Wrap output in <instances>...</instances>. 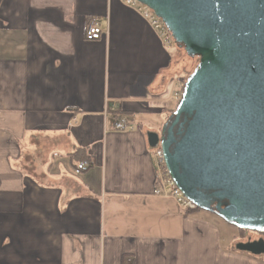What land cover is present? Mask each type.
Wrapping results in <instances>:
<instances>
[{"label":"crops","instance_id":"0c3cea01","mask_svg":"<svg viewBox=\"0 0 264 264\" xmlns=\"http://www.w3.org/2000/svg\"><path fill=\"white\" fill-rule=\"evenodd\" d=\"M184 77L122 0H0V264H264L241 230L155 195L148 134Z\"/></svg>","mask_w":264,"mask_h":264},{"label":"water","instance_id":"95a60500","mask_svg":"<svg viewBox=\"0 0 264 264\" xmlns=\"http://www.w3.org/2000/svg\"><path fill=\"white\" fill-rule=\"evenodd\" d=\"M199 58L161 132L169 174L197 209L264 232V0H136ZM237 248L264 254V239Z\"/></svg>","mask_w":264,"mask_h":264},{"label":"built area","instance_id":"2783aa9c","mask_svg":"<svg viewBox=\"0 0 264 264\" xmlns=\"http://www.w3.org/2000/svg\"><path fill=\"white\" fill-rule=\"evenodd\" d=\"M122 2L128 7L135 10L145 20H147L152 29L158 34V36L162 39L167 47L176 46L171 32L167 29L165 23L159 17H157L152 10L136 0H122ZM103 34L104 32L101 28L99 19L96 17H91L89 19L88 28L86 31V40L91 42L98 41L102 38ZM186 81V77L177 80L179 89L176 90L173 98L178 104L182 99ZM115 128L118 131L133 130V126L124 118H120L116 122ZM151 152L156 167L155 195L162 197H171L175 199L178 204H180V206H182L186 210L197 209L196 206L183 195V193L179 190V188L172 180L166 166L165 156L161 146L159 145L158 147L151 148ZM90 167L91 164L89 162H82L78 165V171L86 172Z\"/></svg>","mask_w":264,"mask_h":264},{"label":"rangeland","instance_id":"374dc122","mask_svg":"<svg viewBox=\"0 0 264 264\" xmlns=\"http://www.w3.org/2000/svg\"><path fill=\"white\" fill-rule=\"evenodd\" d=\"M178 49H179V61H180V65L183 69V74L185 77H189L198 67L199 58H197V57L191 58L186 54L184 49H182L180 47H178ZM229 226H230L232 236H236V237L240 238L239 229L236 228L235 226H232V225H229ZM240 234L242 235L243 239L252 240V241L258 240L262 237V233H255V232H251V231H241Z\"/></svg>","mask_w":264,"mask_h":264},{"label":"flooded vegetation","instance_id":"af4514ba","mask_svg":"<svg viewBox=\"0 0 264 264\" xmlns=\"http://www.w3.org/2000/svg\"><path fill=\"white\" fill-rule=\"evenodd\" d=\"M262 236H264V232L262 233ZM262 239V238H261Z\"/></svg>","mask_w":264,"mask_h":264},{"label":"trees","instance_id":"16d2710c","mask_svg":"<svg viewBox=\"0 0 264 264\" xmlns=\"http://www.w3.org/2000/svg\"><path fill=\"white\" fill-rule=\"evenodd\" d=\"M177 47H179V46H177ZM183 49V48H182ZM186 78H188V77H186ZM199 210V209H198ZM242 231V230H241Z\"/></svg>","mask_w":264,"mask_h":264}]
</instances>
